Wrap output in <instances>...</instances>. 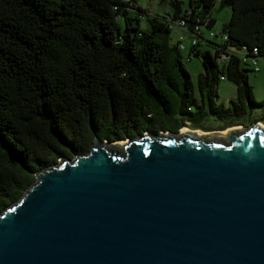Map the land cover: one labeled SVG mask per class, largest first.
I'll list each match as a JSON object with an SVG mask.
<instances>
[{
    "label": "trees",
    "instance_id": "obj_1",
    "mask_svg": "<svg viewBox=\"0 0 264 264\" xmlns=\"http://www.w3.org/2000/svg\"><path fill=\"white\" fill-rule=\"evenodd\" d=\"M181 2L153 15L137 0H0V211L37 171L95 138L208 130L198 121L206 109L232 120L253 100L243 58L264 56V0ZM222 7L229 17L215 33L212 12ZM195 25L187 59L201 58L198 94L178 48ZM220 75L236 87L228 107L213 100ZM230 120L220 129L236 125Z\"/></svg>",
    "mask_w": 264,
    "mask_h": 264
},
{
    "label": "water",
    "instance_id": "obj_2",
    "mask_svg": "<svg viewBox=\"0 0 264 264\" xmlns=\"http://www.w3.org/2000/svg\"><path fill=\"white\" fill-rule=\"evenodd\" d=\"M223 130L95 138L41 168L0 211V264H264V129Z\"/></svg>",
    "mask_w": 264,
    "mask_h": 264
},
{
    "label": "rangeland",
    "instance_id": "obj_3",
    "mask_svg": "<svg viewBox=\"0 0 264 264\" xmlns=\"http://www.w3.org/2000/svg\"><path fill=\"white\" fill-rule=\"evenodd\" d=\"M138 4H140L141 7L146 9L150 14H159L162 11H164L167 7L170 8L169 1L171 0H137ZM182 1L181 3L185 5V2L187 0H180ZM212 15L214 16V23L211 29L215 33H219L221 26L223 23L227 20L229 17V8L228 7H222V8H216L213 10ZM140 24L141 26H144L145 24V19L142 17L140 19ZM203 31L207 33L208 29L206 27H202ZM204 33V34H205ZM169 38L170 41H175V32H170L169 33ZM214 38V37H213ZM184 46L186 48L182 49L180 51V54L183 59V66L186 68L190 75V81L192 82L193 88L197 92V81L196 78L198 77V73L202 71V66H201V58L200 56L197 55H191L190 59H187V48H188V40L187 38H184L182 40ZM199 49H204L207 47V49L212 53L213 52V46L212 45H205L201 44L199 46ZM257 62H258V67L259 71H253V70H246L245 74L247 75V82L251 86L252 90V98L253 100L251 102H244L243 103V110H240L238 113L233 112L232 114V120L229 119V116H220L218 117L214 113H211L210 111L206 109V113L202 115V117H198V121L200 122V127L203 129H215L219 128L225 124H228L229 120L231 122H234L238 124L235 126L236 128L240 127H248L252 125H256L259 127H263L264 125V56L257 57ZM245 68H248L247 66H244ZM216 94L213 96V100L216 104L222 102L225 106L228 107V100L230 98H233L234 95L236 94V87L235 85L231 82L228 81L227 78L221 79L218 82L217 89L215 90ZM191 122L187 121V125L191 126ZM183 128H190L186 126H182L181 128L179 127L177 131L171 132L170 134L177 135V133L181 132ZM190 129H195V128H190ZM200 129V128H198ZM224 129V128H223ZM197 130V129H196ZM202 130V129H200ZM166 133L167 131L165 130H159V132ZM202 131H207V130H202ZM222 131V129H221ZM145 132V131H144ZM169 132V131H168ZM224 132V130H223ZM222 132V133H223ZM210 133V132H208ZM211 134V133H210ZM212 135V134H211ZM218 135V134H214ZM134 137V136H133ZM218 137V136H216ZM132 137H127L128 140H130ZM135 138V137H134ZM126 139V138H125ZM125 139L123 140H114V141H108V140H102L106 141L108 145L114 144L115 142L119 145L121 144L118 148H122L123 143L125 142ZM94 141V139H93ZM92 141V142H93ZM91 142L90 147L93 145ZM113 147V145H110ZM87 151V150H86ZM84 152V151H83ZM74 155L71 154L69 158H72ZM59 158L57 159V161Z\"/></svg>",
    "mask_w": 264,
    "mask_h": 264
},
{
    "label": "built area",
    "instance_id": "obj_4",
    "mask_svg": "<svg viewBox=\"0 0 264 264\" xmlns=\"http://www.w3.org/2000/svg\"><path fill=\"white\" fill-rule=\"evenodd\" d=\"M174 23H175L174 25L177 26V27H184V21H183L182 18L176 19ZM197 33H200V30H199L198 27L195 25V26H194V32H192L191 36L188 38V43H189V44H193V43L195 42V39H196L195 34H197ZM212 33H213V32L210 31V32L208 33V35L211 36ZM179 38H182V36L179 35ZM178 48H184L183 43H180ZM256 50H257L256 47H254L253 50H252L253 53H255ZM224 56H225V54H222V57H224ZM221 59H222V58H218V61H221ZM243 60H244V61H249V62H250V67L253 69V71H256V70L259 71V67H258V62H257V57H256V56H254V55H253V56H245V57L243 58ZM220 79H224V76H223V75H220Z\"/></svg>",
    "mask_w": 264,
    "mask_h": 264
},
{
    "label": "bare ground",
    "instance_id": "obj_5",
    "mask_svg": "<svg viewBox=\"0 0 264 264\" xmlns=\"http://www.w3.org/2000/svg\"><path fill=\"white\" fill-rule=\"evenodd\" d=\"M186 130H188V129H187V128H183L181 132L186 131ZM194 131H195V133H197V134H199V135H202V136H203V135H211L210 133H208V132H204V131H201L200 129H197V130L194 129ZM222 132H223V131H220L219 134L216 135V136H218V137H220V136H225V135H224V132H223V133H222ZM216 136H215V137H216ZM123 144H124V143H123ZM120 145H121V144H119V146H120ZM120 147H121V146H120Z\"/></svg>",
    "mask_w": 264,
    "mask_h": 264
},
{
    "label": "flooded vegetation",
    "instance_id": "obj_6",
    "mask_svg": "<svg viewBox=\"0 0 264 264\" xmlns=\"http://www.w3.org/2000/svg\"><path fill=\"white\" fill-rule=\"evenodd\" d=\"M236 125H238V124H236ZM231 126H234V125H231ZM230 127V126H229ZM225 128V127H224ZM263 129H264V127H263ZM208 130H211V129H208ZM215 130H220L221 131V129H220V127L219 128H215V129H212L211 131H215ZM219 131V132H220ZM222 131H223V128H222ZM205 132V131H204Z\"/></svg>",
    "mask_w": 264,
    "mask_h": 264
},
{
    "label": "crops",
    "instance_id": "obj_7",
    "mask_svg": "<svg viewBox=\"0 0 264 264\" xmlns=\"http://www.w3.org/2000/svg\"><path fill=\"white\" fill-rule=\"evenodd\" d=\"M219 82V81H218ZM217 85H218V83H217ZM231 99V98H230ZM263 127H264V125H263Z\"/></svg>",
    "mask_w": 264,
    "mask_h": 264
},
{
    "label": "clouds",
    "instance_id": "obj_8",
    "mask_svg": "<svg viewBox=\"0 0 264 264\" xmlns=\"http://www.w3.org/2000/svg\"><path fill=\"white\" fill-rule=\"evenodd\" d=\"M234 126H237V125H234Z\"/></svg>",
    "mask_w": 264,
    "mask_h": 264
}]
</instances>
